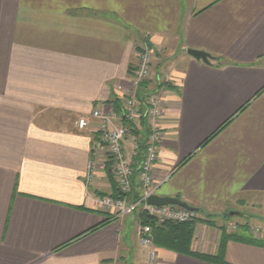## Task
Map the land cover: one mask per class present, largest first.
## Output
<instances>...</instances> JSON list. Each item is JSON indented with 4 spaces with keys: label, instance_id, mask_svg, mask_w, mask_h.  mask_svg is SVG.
Here are the masks:
<instances>
[{
    "label": "crops",
    "instance_id": "0c3cea01",
    "mask_svg": "<svg viewBox=\"0 0 264 264\" xmlns=\"http://www.w3.org/2000/svg\"><path fill=\"white\" fill-rule=\"evenodd\" d=\"M142 41L155 76L140 90L164 101L155 194L264 204V0H0V264H145L141 213L98 201L119 191L111 164L91 176L98 121L78 126L96 107L127 122ZM220 243L197 223L190 251L156 248L160 264H264V245Z\"/></svg>",
    "mask_w": 264,
    "mask_h": 264
},
{
    "label": "built area",
    "instance_id": "2783aa9c",
    "mask_svg": "<svg viewBox=\"0 0 264 264\" xmlns=\"http://www.w3.org/2000/svg\"><path fill=\"white\" fill-rule=\"evenodd\" d=\"M138 57L136 69L131 76V86L121 91L123 111L120 117L127 122L122 123L112 112L100 107L94 108L89 117L78 119L81 129L88 127L90 119L98 121L99 136L92 148L91 176L93 177L97 167L111 164V172L116 177L121 193L120 197L100 196L98 201L112 211L116 219H123L141 208L159 225L166 222H189L197 219V210L172 204L158 206L148 203V198L155 194L159 187L153 172L159 160V144L163 137L161 122L164 101L158 92L141 93L140 90L152 77L154 70V51L148 43L139 44ZM130 137L133 139L135 156L139 154L140 139L146 144L142 156L135 162L136 165L125 150V143ZM135 174L142 185L139 195L134 193L132 178ZM137 234L141 244L148 248L145 264H160L152 226L140 225Z\"/></svg>",
    "mask_w": 264,
    "mask_h": 264
},
{
    "label": "rangeland",
    "instance_id": "374dc122",
    "mask_svg": "<svg viewBox=\"0 0 264 264\" xmlns=\"http://www.w3.org/2000/svg\"><path fill=\"white\" fill-rule=\"evenodd\" d=\"M143 42L144 41H142L141 43ZM154 60H155V57H154ZM154 76H155V73L153 70V77ZM148 91H149L148 93H154L150 90ZM129 139L131 141L133 140L132 137H130ZM114 178L116 180L115 176ZM256 201L261 202V200H256ZM137 211L141 213V219H140L139 224L148 225L144 222V218L142 215L144 214L150 217L149 213L141 208L138 209ZM197 211H198L196 215L197 219L191 220V221H194V229L197 223L206 224L208 228L209 227L210 229L213 228L215 232H218V234L222 238L224 232L225 233L241 232L244 229L245 225L247 224L249 227L246 231L249 235L257 239L264 240V204L263 205L261 203L256 204V202L254 201L246 205L233 204L222 211H209V212H206V211L202 212L200 210H197ZM231 211H238L239 214L231 215L230 214ZM245 215H247L248 217L247 218L244 217ZM173 223L177 224V222H173ZM155 245H157L156 242H155Z\"/></svg>",
    "mask_w": 264,
    "mask_h": 264
},
{
    "label": "trees",
    "instance_id": "16d2710c",
    "mask_svg": "<svg viewBox=\"0 0 264 264\" xmlns=\"http://www.w3.org/2000/svg\"><path fill=\"white\" fill-rule=\"evenodd\" d=\"M136 132H139L135 129ZM140 150L138 154V158H140L143 154V150L145 149V141L140 139ZM137 195V194H136ZM115 197H120L121 193L119 191L114 195ZM144 218V222L146 224H150L152 226L153 235L156 244L169 247L177 251H190L191 242L194 234V221H189L185 223H173L166 222L165 224L159 225L156 220L153 218L142 215ZM211 222V221H210ZM248 225L246 224L244 229L241 232L235 233H225L221 238L220 249L222 250L225 242L228 239L241 240L245 242H251L255 244L264 245V240L257 239L247 233ZM199 257L204 259H210L209 256L204 254H197Z\"/></svg>",
    "mask_w": 264,
    "mask_h": 264
},
{
    "label": "water",
    "instance_id": "95a60500",
    "mask_svg": "<svg viewBox=\"0 0 264 264\" xmlns=\"http://www.w3.org/2000/svg\"><path fill=\"white\" fill-rule=\"evenodd\" d=\"M187 52L192 57H194L198 60H202L205 63H210L211 59L213 58V56L210 53H208L206 51H202V50L190 48L187 50ZM148 203L152 204V205H158V206L172 204V205H177L180 207L188 208L191 210H198L197 208L191 206L186 201H183L180 198L174 197V196H160L158 194H153L148 198ZM230 214L231 215L239 214V212L238 211H231Z\"/></svg>",
    "mask_w": 264,
    "mask_h": 264
}]
</instances>
